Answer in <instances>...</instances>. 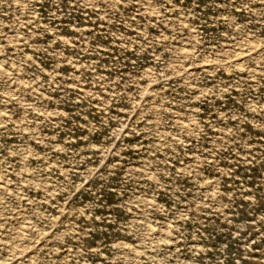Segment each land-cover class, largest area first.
I'll return each instance as SVG.
<instances>
[{"label": "rangeland", "instance_id": "obj_1", "mask_svg": "<svg viewBox=\"0 0 264 264\" xmlns=\"http://www.w3.org/2000/svg\"><path fill=\"white\" fill-rule=\"evenodd\" d=\"M0 264H264V0H0Z\"/></svg>", "mask_w": 264, "mask_h": 264}]
</instances>
